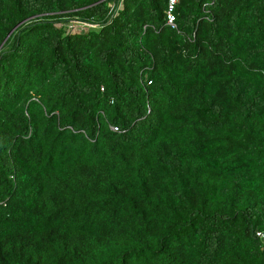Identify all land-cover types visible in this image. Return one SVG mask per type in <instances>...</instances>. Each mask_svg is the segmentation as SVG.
<instances>
[{
	"label": "trees",
	"instance_id": "16d2710c",
	"mask_svg": "<svg viewBox=\"0 0 264 264\" xmlns=\"http://www.w3.org/2000/svg\"><path fill=\"white\" fill-rule=\"evenodd\" d=\"M167 2L0 0V264H264V0Z\"/></svg>",
	"mask_w": 264,
	"mask_h": 264
},
{
	"label": "built area",
	"instance_id": "2783aa9c",
	"mask_svg": "<svg viewBox=\"0 0 264 264\" xmlns=\"http://www.w3.org/2000/svg\"><path fill=\"white\" fill-rule=\"evenodd\" d=\"M177 2L178 0H168L167 2V9L165 11V22H166V25L170 26L171 28H175V22H176L175 8L177 5ZM121 7H122V4L120 3L117 8V11L120 10ZM256 236L264 243V233L258 232L256 233Z\"/></svg>",
	"mask_w": 264,
	"mask_h": 264
},
{
	"label": "rangeland",
	"instance_id": "374dc122",
	"mask_svg": "<svg viewBox=\"0 0 264 264\" xmlns=\"http://www.w3.org/2000/svg\"><path fill=\"white\" fill-rule=\"evenodd\" d=\"M58 27H60V24H57ZM64 29L66 30V33H85L89 29H93L94 27L86 26L85 24L75 22V23H68L66 25H63Z\"/></svg>",
	"mask_w": 264,
	"mask_h": 264
},
{
	"label": "water",
	"instance_id": "95a60500",
	"mask_svg": "<svg viewBox=\"0 0 264 264\" xmlns=\"http://www.w3.org/2000/svg\"><path fill=\"white\" fill-rule=\"evenodd\" d=\"M19 25H20V24H19ZM19 25H18V26H19ZM18 26H16L15 28L12 29V31H11V32L7 35V37L5 38L4 42L6 41V39L9 37V35H10V34H11V33H12V32H13ZM4 42H3V43H4ZM1 46H2V45H1ZM1 46H0V47H1Z\"/></svg>",
	"mask_w": 264,
	"mask_h": 264
}]
</instances>
